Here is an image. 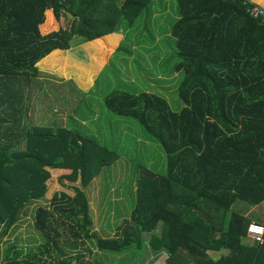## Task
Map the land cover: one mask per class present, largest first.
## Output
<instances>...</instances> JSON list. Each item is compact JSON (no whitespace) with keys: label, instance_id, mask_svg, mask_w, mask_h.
<instances>
[{"label":"trees","instance_id":"trees-1","mask_svg":"<svg viewBox=\"0 0 264 264\" xmlns=\"http://www.w3.org/2000/svg\"><path fill=\"white\" fill-rule=\"evenodd\" d=\"M152 1L0 0V105L10 115L0 120V238L36 207L44 241L25 255L10 246L0 264H75L79 257L65 248L86 240L112 253L149 243L167 249L166 264H264V236L262 244L243 243L249 224L264 220L233 207L264 201V23L249 16L250 0H176L180 110L147 92L104 97L110 112L137 121L166 155L164 174L140 172L130 220L115 237L91 228L83 189L116 152L77 129L23 122L29 105L24 115L14 107L39 77L37 64L71 50L75 36L103 39L120 54L121 24L133 25ZM159 225L161 234H152Z\"/></svg>","mask_w":264,"mask_h":264},{"label":"rangeland","instance_id":"rangeland-1","mask_svg":"<svg viewBox=\"0 0 264 264\" xmlns=\"http://www.w3.org/2000/svg\"><path fill=\"white\" fill-rule=\"evenodd\" d=\"M177 18L176 0H153L148 12L133 25L121 24L118 30L122 34L118 42L120 54H113L114 47L107 49L103 39L90 43L75 36L71 50L50 54L37 64L39 77L24 89L21 104L15 102L14 107L22 110L23 115L25 105H29L23 122L38 126L60 124L77 129L116 152L117 159L83 189L88 199L91 228L101 237H115L129 222L142 169L156 174L166 172V155L161 147L137 121L110 112L103 99L110 91L122 89L164 97L173 111L184 106L177 95L182 73L174 69L177 60L173 55L177 48L171 36V27ZM14 89L18 90L17 86ZM6 93V100L14 101L9 96L10 89ZM6 104L0 105V120L4 116L10 118L4 114ZM58 181L61 178L54 179V184ZM238 202L233 206L239 208L237 211L245 213L247 210L250 219L264 220V201L256 206ZM35 208L31 207L0 238V260L10 246L15 245V249L25 255L44 244L34 227ZM250 240L246 237L243 243ZM75 248H65L73 258L79 257L75 264H140L148 258L147 247L143 251L112 253L100 251L94 241L86 240L77 243Z\"/></svg>","mask_w":264,"mask_h":264},{"label":"crops","instance_id":"crops-1","mask_svg":"<svg viewBox=\"0 0 264 264\" xmlns=\"http://www.w3.org/2000/svg\"><path fill=\"white\" fill-rule=\"evenodd\" d=\"M252 3L260 5L264 8V0H250ZM249 214V213H248ZM160 226V227H159ZM158 228L154 231L155 235L161 234L162 225H159ZM151 234H148V239L150 238ZM247 238H249L247 236ZM250 239V238H249ZM251 241V240H250ZM146 247L148 248V258L147 260L142 261L140 264H166L165 258L167 257V249L162 248L160 250H154L152 247L148 244L145 245L144 250H146ZM221 253H226L225 251L222 252H210V255L214 258L221 255ZM162 260V261H161Z\"/></svg>","mask_w":264,"mask_h":264},{"label":"built area","instance_id":"built-area-1","mask_svg":"<svg viewBox=\"0 0 264 264\" xmlns=\"http://www.w3.org/2000/svg\"><path fill=\"white\" fill-rule=\"evenodd\" d=\"M249 16L254 19L264 23V8L260 5L251 2V7L248 9ZM247 236L251 241L257 242V244L263 243L264 227L251 222L247 229Z\"/></svg>","mask_w":264,"mask_h":264},{"label":"water","instance_id":"water-1","mask_svg":"<svg viewBox=\"0 0 264 264\" xmlns=\"http://www.w3.org/2000/svg\"><path fill=\"white\" fill-rule=\"evenodd\" d=\"M256 245H257V242L254 241V246H256Z\"/></svg>","mask_w":264,"mask_h":264}]
</instances>
